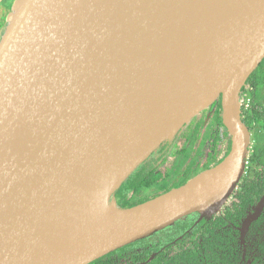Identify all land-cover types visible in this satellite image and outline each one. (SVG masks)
Masks as SVG:
<instances>
[{"label":"water","instance_id":"obj_1","mask_svg":"<svg viewBox=\"0 0 264 264\" xmlns=\"http://www.w3.org/2000/svg\"><path fill=\"white\" fill-rule=\"evenodd\" d=\"M15 10L0 43V264L28 263L79 175L101 151L104 158L111 155L106 149L114 147L115 128L127 123L132 102L144 90L174 107L175 96H189L164 110L167 121L145 130L140 140L157 144L114 187L110 202L117 204L115 194L128 177L220 98L231 150L203 173L246 169L251 133L241 95L264 60V0H20ZM181 73L188 91L179 83ZM156 78L163 89L155 87ZM176 117L181 126L163 139ZM192 180L153 201L196 190ZM150 202L119 209L143 213ZM218 209L175 217L73 264H91L191 214L210 220ZM263 213L264 196L243 220L242 240Z\"/></svg>","mask_w":264,"mask_h":264},{"label":"bare ground","instance_id":"obj_2","mask_svg":"<svg viewBox=\"0 0 264 264\" xmlns=\"http://www.w3.org/2000/svg\"><path fill=\"white\" fill-rule=\"evenodd\" d=\"M179 78V83L183 84V80L187 84L185 73H181ZM156 80L155 87L163 89L160 86L162 80ZM167 93L171 96L173 91ZM181 101L175 97V107ZM169 106L149 90L142 91L138 99L132 102L126 115L127 123L115 128L114 147L106 149V153L111 155L104 158L101 151L93 160L96 162H90L89 170L90 164L86 172L79 175L77 184L70 189L69 199L64 206L57 207L59 209L47 221L43 237L38 239L27 264H73L89 253L102 254L115 246L143 237L175 217L195 211H214L226 201L244 171L203 173L190 182L191 185L198 182L196 190L187 194L173 191L155 201L152 199L143 213L122 211L115 202L108 200L114 187L157 144L154 138L148 143L140 139L145 130L158 126L161 119L166 120L164 110ZM140 114H144V118L138 121ZM181 124L182 119L176 117L161 133V137H172ZM138 140L142 142L139 146Z\"/></svg>","mask_w":264,"mask_h":264},{"label":"trees","instance_id":"obj_3","mask_svg":"<svg viewBox=\"0 0 264 264\" xmlns=\"http://www.w3.org/2000/svg\"><path fill=\"white\" fill-rule=\"evenodd\" d=\"M261 76H264V60L252 74L247 83L253 85L256 90L252 96L255 99V103L263 97L259 95L258 91V86L260 84L259 79ZM208 113L214 114L215 127L220 133L219 137L227 139L226 157L230 153L232 141L223 124L222 100L219 99L216 101L208 109ZM176 139L174 141H176ZM171 143L162 145L155 153H153L131 176L128 177L121 188L116 192L115 199L120 209L132 208L155 198V196H153L149 200L143 199L137 203H131L129 201L130 196H141L143 190L157 186L162 176L156 165L158 163L161 165L166 161L167 155H165V153L168 152ZM176 150L177 151L172 152V155H180L184 153L183 150ZM249 161L252 164V167H250V175L243 179L239 186V190L234 194L231 203L225 206L222 215L212 218L211 220L205 219L194 227L189 223V218L194 217L191 216L186 220L177 221L172 228H166V230H162L160 233L158 232L153 236L131 245V247L149 243L156 245L157 242L154 239H157L159 237L158 235H169L170 238L169 241H167L171 243L175 238L185 234L183 241L180 243L183 242L186 244V248L183 250L182 254L184 261L186 262H144V264H240L241 255L239 253V232L237 228L240 227L242 221L249 213H251L252 208H255L264 195V148L256 146ZM189 180L190 178L188 175L182 185L169 187L168 184H164L160 186V190L163 194H166L173 189L184 186ZM156 197L159 196L156 195ZM262 220H264V214L260 222ZM190 228H192L191 232L186 233ZM161 243L162 242H160V244ZM149 253L150 252L145 253L146 259L149 257ZM162 254L163 253L160 255ZM160 255L158 258L161 257ZM113 257L114 254H111L91 264H111V262H104L103 260ZM253 264H264V260L260 258L258 261L253 262Z\"/></svg>","mask_w":264,"mask_h":264},{"label":"rangeland","instance_id":"obj_4","mask_svg":"<svg viewBox=\"0 0 264 264\" xmlns=\"http://www.w3.org/2000/svg\"><path fill=\"white\" fill-rule=\"evenodd\" d=\"M20 0H0V43L4 37L7 27L11 21V18L18 7ZM264 76L260 77V84L258 86L259 95L263 96L262 99L256 102L255 112L256 117L260 120V130L255 133V136H251V145L249 149V160L254 153L256 146L264 148ZM180 83L188 91V84L182 80ZM246 91L241 95V100H245L250 93L256 91L254 86L247 84ZM244 88V89H245ZM254 88V89H252ZM176 99H185L186 94L175 96ZM251 98H253L251 96ZM221 99V98H220ZM210 108V107H209ZM208 108V109H209ZM208 109L200 112L194 118H192L180 132V136L173 141L168 148L167 159L160 165L158 163L156 167L161 172V180L157 186L151 189L143 190L141 196H130L129 201L131 203H137L143 199H150L156 195H163L160 190V186L168 184L169 187L175 185H182L189 175L190 179H194L203 172L212 169L220 164L225 158L227 139L219 137V132L215 127V117L213 113H208ZM175 143V144H174ZM174 144V145H173ZM173 145V146H172ZM176 149L183 150L184 153L180 155H172V152ZM160 153V152H159ZM158 153V154H159ZM248 160L246 165V173L244 174L241 183L245 177L250 175V167L252 164ZM240 183V184H241ZM239 190V185L234 190L233 195L222 205L217 211L213 212L212 217H216L222 214L224 207L230 204L234 194ZM151 200V199H150ZM199 214V213H197ZM211 217V218H212ZM239 242V241H238ZM239 253H244L251 260L258 256L264 257V223L258 225L255 229L251 230V234L246 240H240ZM127 249H121L119 252L124 253ZM252 262H245V264H251Z\"/></svg>","mask_w":264,"mask_h":264},{"label":"flooded vegetation","instance_id":"obj_5","mask_svg":"<svg viewBox=\"0 0 264 264\" xmlns=\"http://www.w3.org/2000/svg\"><path fill=\"white\" fill-rule=\"evenodd\" d=\"M246 89L247 88L243 89V92H244V90L246 91ZM252 89H254V88H252ZM250 94H251V96H253V93H250ZM251 96H248V98L246 99V100L249 99V104L250 105L246 109V111L243 112L242 118H243L244 123L249 128L251 136H253V135L255 136V133L259 132L261 125H260V120L256 117V112H255L256 103H255V99L251 98ZM245 119H246L248 124L246 123ZM245 173H246V169L244 170L243 176H244ZM155 198H157V197H155ZM155 198H152V199H155ZM230 203H231V201H230ZM253 211H254V208H252L251 213H253ZM251 213H249L248 215H250ZM263 214L258 219V221H256L255 223L252 224V226L250 227V230L248 231V233H247V235H246L244 240H246V238L248 239V237L251 234V230L252 229H255L258 225L264 223V220H262L260 222L261 218L263 217ZM220 215H222V214H220ZM220 215H218V216H220ZM191 216H194V217L193 218H189ZM188 218H189L190 225L192 224V227L197 226L203 220H205V219L200 220V215L195 213V214L189 215L188 217L182 219L181 221L186 220ZM212 218H215V217H212ZM212 218H210V220ZM241 226H242V223H241L240 227L237 228V230L239 232V239H238L239 242L238 243H240V240H241V232H240ZM168 228H172V226L168 227ZM191 229L192 228L188 229L186 231V233H190ZM164 230H166V229H164ZM184 235L185 234L175 238V240L172 241L171 243L168 242L169 238H170L169 235H158L159 237L157 239H154L157 242L156 245H153V243H149V244H143V245H139V246L135 245L134 247H131L132 244H130V245H127V246L121 248V249H127L128 251H126L124 253H121V252H119V250H121V249H119V250L114 251V252L109 254V255L114 254L113 258H110V259H107V260H103V261L104 262H111V264H144V262H169V263L170 262H186V261H184V258H183V255H182L183 254V250L186 248V244H184L183 242L180 243L181 241H183ZM160 242H162V243L160 244ZM146 252L147 253L150 252L149 253V257L150 258L149 257L147 259L145 258V256H146L145 253ZM161 253H163V254L160 255ZM109 255H107V256H109ZM159 255L161 256L160 258H158ZM240 255H241L240 264H245V262H247V261L249 262V260H250V262H252L251 264H253V262L258 261V259H260V258L262 260H264L263 256H258V257L253 258L251 260L250 258L248 259L247 256H244L243 252ZM107 256H105V257H107ZM105 257H103V258H105ZM144 259H146V260H144ZM94 262H96V261H94ZM137 262H142V263H137Z\"/></svg>","mask_w":264,"mask_h":264},{"label":"built area","instance_id":"obj_6","mask_svg":"<svg viewBox=\"0 0 264 264\" xmlns=\"http://www.w3.org/2000/svg\"><path fill=\"white\" fill-rule=\"evenodd\" d=\"M249 99L248 100H242V111H246V109L249 107Z\"/></svg>","mask_w":264,"mask_h":264}]
</instances>
